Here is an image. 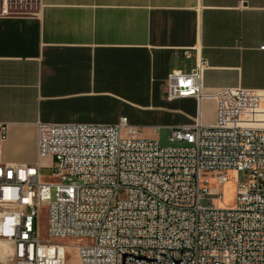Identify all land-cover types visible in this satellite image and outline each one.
<instances>
[{
	"label": "built area",
	"instance_id": "1",
	"mask_svg": "<svg viewBox=\"0 0 264 264\" xmlns=\"http://www.w3.org/2000/svg\"><path fill=\"white\" fill-rule=\"evenodd\" d=\"M28 3L0 0V14ZM208 68L199 59L167 78V98L216 103L213 124L173 128L171 139L185 145L162 147L127 117L37 123L38 161L0 162V244L15 264H66L69 247L79 264H264V92L226 87L206 96ZM42 157L53 158L58 181H43ZM231 172L234 204L217 207ZM45 204L48 239L39 233Z\"/></svg>",
	"mask_w": 264,
	"mask_h": 264
},
{
	"label": "crops",
	"instance_id": "2",
	"mask_svg": "<svg viewBox=\"0 0 264 264\" xmlns=\"http://www.w3.org/2000/svg\"><path fill=\"white\" fill-rule=\"evenodd\" d=\"M31 5V11H20ZM0 14V162L38 161L37 123L115 124L152 139L215 121L211 97L169 99V73L209 68L204 93L264 92V0H32ZM155 140V139H153ZM157 140V139H156Z\"/></svg>",
	"mask_w": 264,
	"mask_h": 264
},
{
	"label": "rangeland",
	"instance_id": "3",
	"mask_svg": "<svg viewBox=\"0 0 264 264\" xmlns=\"http://www.w3.org/2000/svg\"><path fill=\"white\" fill-rule=\"evenodd\" d=\"M32 0H29L31 2ZM31 5L28 4V7H24L20 9V11H31ZM172 131L173 129H161L158 135H154L152 139H157L162 147H169V146H180L185 145L186 143L180 142L177 140H172ZM38 158V156H35ZM42 173H43V181L46 183H54L58 181L57 178H54L51 175V166L53 164V158L51 157H42L39 159ZM222 197L218 201L215 202V205L220 208H226L227 206H232L234 204L236 191H237V175L235 172H231L229 174V181L228 183L224 184L221 188ZM53 199L55 198V189L52 191ZM40 219H39V233L40 237L43 239H48V224H49V206L43 205L40 208ZM63 242L69 245H76L79 241L71 240V239H64ZM4 246H2L3 248ZM3 253L1 254L0 264H15L11 250L7 248H3ZM66 264H79V260L77 258V251L74 247H69L68 249V256L66 260Z\"/></svg>",
	"mask_w": 264,
	"mask_h": 264
},
{
	"label": "bare ground",
	"instance_id": "4",
	"mask_svg": "<svg viewBox=\"0 0 264 264\" xmlns=\"http://www.w3.org/2000/svg\"><path fill=\"white\" fill-rule=\"evenodd\" d=\"M0 246H3V244H0ZM77 258H78V255H77Z\"/></svg>",
	"mask_w": 264,
	"mask_h": 264
}]
</instances>
